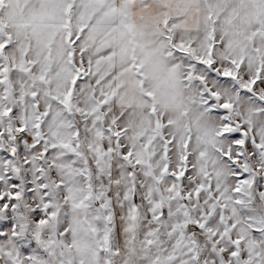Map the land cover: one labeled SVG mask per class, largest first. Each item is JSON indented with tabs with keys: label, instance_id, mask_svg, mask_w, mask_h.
<instances>
[{
	"label": "snow or ice",
	"instance_id": "6c2138e0",
	"mask_svg": "<svg viewBox=\"0 0 264 264\" xmlns=\"http://www.w3.org/2000/svg\"><path fill=\"white\" fill-rule=\"evenodd\" d=\"M0 264H264V0H0Z\"/></svg>",
	"mask_w": 264,
	"mask_h": 264
}]
</instances>
